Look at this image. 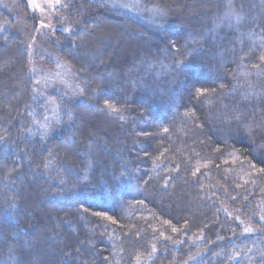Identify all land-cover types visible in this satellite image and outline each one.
I'll return each instance as SVG.
<instances>
[{
    "label": "trees",
    "instance_id": "obj_1",
    "mask_svg": "<svg viewBox=\"0 0 264 264\" xmlns=\"http://www.w3.org/2000/svg\"><path fill=\"white\" fill-rule=\"evenodd\" d=\"M82 3L59 50L82 100L47 138L0 8V264H264V0ZM100 16L106 66L79 50Z\"/></svg>",
    "mask_w": 264,
    "mask_h": 264
},
{
    "label": "rangeland",
    "instance_id": "obj_2",
    "mask_svg": "<svg viewBox=\"0 0 264 264\" xmlns=\"http://www.w3.org/2000/svg\"><path fill=\"white\" fill-rule=\"evenodd\" d=\"M83 1L99 2L110 9L133 14L151 24L158 20H162L163 23L166 16L165 11L156 5L149 8L142 6L141 0H0V8L9 17L14 27V35L19 39L20 46L27 56L26 73L33 81V99L40 107V116L43 121V124L39 125L38 132L44 138L54 136L67 127L73 118L72 111L67 104L73 105L82 100V94L75 84L74 75L61 59L59 50L63 47V43L72 41L71 33H74L69 30L63 13L65 11L66 14L74 4L78 7L79 5L84 6ZM178 1L180 6L185 3V0ZM87 6L85 4L84 7ZM195 6L204 8L198 3ZM78 12L83 15L88 14L80 10ZM98 21L95 36H92V45H89L88 40L81 41L79 50L80 54L91 63L98 62L97 64L106 66L109 63L108 56L111 50L119 49L111 35L120 23L101 16ZM57 31L60 32L59 35ZM121 35L122 33L119 32L120 37ZM131 35L142 36L137 33ZM117 39L116 37V41ZM130 39L125 38V47L132 43ZM101 44L110 45V50L106 55L100 53ZM98 55H101L99 59ZM199 256L201 254L190 258L184 264H192Z\"/></svg>",
    "mask_w": 264,
    "mask_h": 264
},
{
    "label": "snow or ice",
    "instance_id": "obj_3",
    "mask_svg": "<svg viewBox=\"0 0 264 264\" xmlns=\"http://www.w3.org/2000/svg\"><path fill=\"white\" fill-rule=\"evenodd\" d=\"M247 231V230H246Z\"/></svg>",
    "mask_w": 264,
    "mask_h": 264
}]
</instances>
